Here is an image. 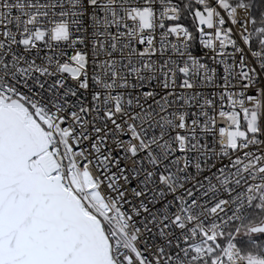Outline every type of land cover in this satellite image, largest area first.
<instances>
[{
    "label": "snow or ice",
    "instance_id": "obj_1",
    "mask_svg": "<svg viewBox=\"0 0 264 264\" xmlns=\"http://www.w3.org/2000/svg\"><path fill=\"white\" fill-rule=\"evenodd\" d=\"M0 264H264V0H0Z\"/></svg>",
    "mask_w": 264,
    "mask_h": 264
}]
</instances>
